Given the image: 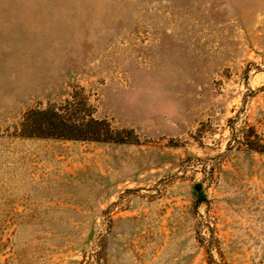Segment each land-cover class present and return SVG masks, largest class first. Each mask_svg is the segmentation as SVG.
Returning <instances> with one entry per match:
<instances>
[{
    "label": "rangeland",
    "instance_id": "1",
    "mask_svg": "<svg viewBox=\"0 0 264 264\" xmlns=\"http://www.w3.org/2000/svg\"><path fill=\"white\" fill-rule=\"evenodd\" d=\"M0 264H264V0H0Z\"/></svg>",
    "mask_w": 264,
    "mask_h": 264
},
{
    "label": "water",
    "instance_id": "2",
    "mask_svg": "<svg viewBox=\"0 0 264 264\" xmlns=\"http://www.w3.org/2000/svg\"><path fill=\"white\" fill-rule=\"evenodd\" d=\"M197 189L199 188V186L196 187Z\"/></svg>",
    "mask_w": 264,
    "mask_h": 264
}]
</instances>
